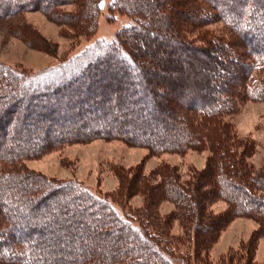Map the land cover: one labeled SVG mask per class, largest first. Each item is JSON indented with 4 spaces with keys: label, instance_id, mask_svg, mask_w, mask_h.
<instances>
[{
    "label": "trees",
    "instance_id": "obj_1",
    "mask_svg": "<svg viewBox=\"0 0 264 264\" xmlns=\"http://www.w3.org/2000/svg\"><path fill=\"white\" fill-rule=\"evenodd\" d=\"M164 1L113 0L108 4L109 17L124 15L129 23L113 41H96L76 60L71 59L65 68H70L69 73L59 83L50 86L37 82L43 75H11L0 68V115L8 98L17 101L12 107L18 109L0 132V264H173L183 245L169 235V223L161 222L154 208L121 214L110 198L99 196L77 180L38 179L22 170L21 159L32 158L49 146L97 138L129 141L153 153H183L206 145L211 149L212 164L202 178L195 179L197 189L186 186L192 195L175 183L176 178L168 176L163 185L168 200L180 207L177 218L185 222L183 248L188 257L183 263L196 262L198 248L208 250L229 221L215 226L217 219H207L204 205L208 197L218 193L234 208L232 213L255 214L264 222V197L257 198L250 191L249 171L237 156L236 141L224 120L236 108L238 96L264 101V0H172L185 7L175 9L176 13L185 16L191 9L187 13H195L189 17L196 20L194 24L221 20L237 40H231L232 50L228 43L214 38L201 48L191 46L183 30L187 24L193 25L189 20L171 18L166 24L156 20L152 23L156 27L176 31L178 44L172 51L184 53L186 48L192 55L204 54L200 59L183 55L187 64L181 67L177 65L180 58L173 61L174 57L151 45L149 38L148 46L132 44L136 35L145 38L144 23L157 18L156 6ZM17 2L0 3V7H9L4 15L34 5L32 0ZM86 2L80 20L83 27L92 28L95 10L102 9L104 2ZM54 4L52 1L51 6ZM157 33L150 36L158 37ZM209 50L218 51L212 53L211 64L203 61L211 56ZM152 57L157 60L155 67L149 65ZM226 66L236 68V78L227 86ZM9 89L16 90L6 93ZM250 179L264 186V176ZM64 194L68 195L63 200ZM61 203L68 206L58 207ZM42 222L63 229L48 237L40 232ZM260 232L264 233V227L257 234ZM40 235L42 240H38ZM42 241L47 243L46 251L39 248ZM55 248L58 254L51 251ZM248 252L252 253L251 247Z\"/></svg>",
    "mask_w": 264,
    "mask_h": 264
},
{
    "label": "rangeland",
    "instance_id": "obj_2",
    "mask_svg": "<svg viewBox=\"0 0 264 264\" xmlns=\"http://www.w3.org/2000/svg\"><path fill=\"white\" fill-rule=\"evenodd\" d=\"M52 1L55 4L51 6ZM112 1L103 0L104 7L95 10L92 28L85 25L83 27L80 20L81 13L87 6L86 0H32L33 6L13 11L8 15L4 14L9 7H0V68H5L9 71L7 74L11 75L14 73L19 75L24 73L35 77L43 75L37 82H46L50 86L59 83L69 73L70 68H65L73 59L76 60L81 51L94 47L96 41L104 43L113 41L116 33L129 23V19L124 15H113V19L109 17L108 4L111 5ZM4 2L19 3L17 0H0V3ZM37 2L44 8L46 3H49L50 7L45 10L37 9L39 6H36ZM189 2L186 5H189ZM156 7L159 10L157 18L144 23L145 38L136 35L134 39L136 41L132 44L139 46L144 42V45L148 46L147 38H149L151 45H155L171 58L174 57L173 61L177 57L180 58L177 65L181 67L185 63L183 55L191 56L192 54L188 53L186 48H183L184 53L178 54L172 51V47L178 44L176 31L172 27L166 26L165 30L152 23L163 20L166 24L171 18H175L176 21L186 18L193 23L196 20H191L189 17H193L195 13L188 16L187 12L191 9H187L186 13L184 12L185 16H181L175 9L185 10V7L176 6L172 0H165L162 5ZM186 27L187 29H183L186 31L185 40L191 46L196 45L201 48L205 42L214 38L228 43L231 50L233 49L230 43L236 38L221 20L215 19L203 24L202 22L193 23L192 26L187 24ZM154 31L159 32L158 37L150 36V33ZM238 41L241 42V39ZM213 52L218 51L209 50L207 53H211L212 56ZM194 55L198 58L204 56L201 53ZM194 55L192 57H195ZM211 56L204 57L203 61L210 60V64L213 63L214 58ZM154 60L157 64V60L152 57L149 63L151 67H155ZM235 69L233 66H226L227 75L224 78L226 86L232 78H236ZM28 85L31 86V84ZM14 90L9 89L6 93ZM211 92L213 94L214 90ZM238 98L236 108L224 120L228 122L227 131L236 141L237 156L244 160L245 167L249 171L247 183L250 191L256 197H264V186L250 179V177L258 179L264 176V101H251L241 96ZM5 101L0 115V132L4 131L3 125L8 123L11 115L18 112L16 107L14 109L12 107L17 102L16 100L14 102L13 97ZM38 116L37 114L35 117L38 118ZM0 136L2 137L1 133ZM6 138L8 135L5 136ZM212 161L213 153L207 145L199 149L189 148L183 153H153L148 148L129 141L97 138L87 142L49 146L32 158L21 159V164L24 173L32 174L38 179L45 177L61 183L77 180L99 196L110 198L121 214L127 211L154 208L159 220L169 223L167 230L169 235L183 245L177 250L178 255L172 260L173 264H185L182 262V259L188 257L186 249L183 248L186 245L185 222L177 218L176 214L180 211V207L178 208L174 202L168 200L164 194L163 185L166 184L165 179L168 176L176 178L174 182L178 183L177 185L180 184L192 195V190H187L186 186L192 185L194 189H197L194 184L195 179L202 178L206 174L205 169L212 164ZM164 167L165 172L162 171ZM199 173L202 174L198 176ZM139 176L143 177L141 184L138 182ZM131 180V186L128 187L127 184ZM201 189L207 192L204 187ZM216 189L218 191L217 186ZM67 195H62L63 200ZM214 195L208 197L210 200L204 205L207 219H217L215 226H223L224 220L229 221L221 227V232L214 236V244L206 251H202L199 247L197 261L189 260L186 264H264V233L257 234L264 227L263 220H259L255 214L237 216L232 213L234 208L224 198L218 193ZM32 198L37 197L32 196ZM59 205L68 206L66 203L57 206ZM67 209L68 207L65 212ZM79 222L85 225L81 220ZM42 223L40 232L47 234L48 237H50L48 234H57V231L63 229L55 228L50 222ZM39 237L41 239L38 240L43 239L41 235ZM56 240L61 241L57 238ZM38 244H41L39 246L41 250L46 251L44 247V244L47 245L46 242ZM250 247L252 253L248 252ZM51 251L56 254L59 252L56 248Z\"/></svg>",
    "mask_w": 264,
    "mask_h": 264
}]
</instances>
